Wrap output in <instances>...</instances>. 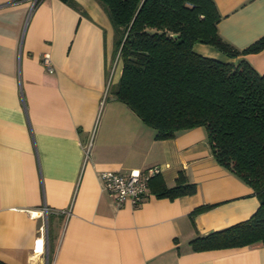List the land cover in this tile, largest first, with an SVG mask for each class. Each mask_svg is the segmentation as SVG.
<instances>
[{"label": "crops", "instance_id": "crops-1", "mask_svg": "<svg viewBox=\"0 0 264 264\" xmlns=\"http://www.w3.org/2000/svg\"><path fill=\"white\" fill-rule=\"evenodd\" d=\"M213 1L223 41L241 50L264 37V0ZM74 2L80 9L60 0H42L33 9L31 0H0V261L264 264L260 243L191 249L193 239L247 220L259 201L216 163L204 128L158 140L108 94L122 69L113 28L96 0ZM193 50L228 60L206 45ZM244 58L264 74V50ZM150 168L168 186L182 172L196 193L171 201L148 192L138 207L116 208L102 190V170ZM199 206L209 208L190 216ZM42 228L41 255L33 250Z\"/></svg>", "mask_w": 264, "mask_h": 264}, {"label": "trees", "instance_id": "trees-1", "mask_svg": "<svg viewBox=\"0 0 264 264\" xmlns=\"http://www.w3.org/2000/svg\"><path fill=\"white\" fill-rule=\"evenodd\" d=\"M60 1L80 9L74 0ZM96 2L113 28V54L122 64L108 94L153 129L158 140L204 128L216 163L246 183L259 201L247 220L193 239L191 249L264 245V74L244 58L264 50V37L241 50L223 41L213 0ZM196 44L228 60L197 54ZM148 187L156 198L171 201L196 193L182 172L171 186L156 174ZM208 208L199 206L190 216Z\"/></svg>", "mask_w": 264, "mask_h": 264}, {"label": "built area", "instance_id": "built-area-1", "mask_svg": "<svg viewBox=\"0 0 264 264\" xmlns=\"http://www.w3.org/2000/svg\"><path fill=\"white\" fill-rule=\"evenodd\" d=\"M31 9L34 8L37 0H31ZM42 64L47 72H53V68L48 55L42 57ZM88 149L86 150V157H88ZM159 173L158 168H150L145 172L134 170L128 174H122L114 170H102L100 172L99 180L102 190L112 200L116 208L128 204L131 207H138L147 198L149 187L148 183L152 176ZM47 208H43L41 214H46ZM66 214L68 213L65 212ZM45 230L42 228L41 237L35 241L34 253L43 254V233ZM39 242L41 245L39 247Z\"/></svg>", "mask_w": 264, "mask_h": 264}, {"label": "bare ground", "instance_id": "bare-ground-1", "mask_svg": "<svg viewBox=\"0 0 264 264\" xmlns=\"http://www.w3.org/2000/svg\"><path fill=\"white\" fill-rule=\"evenodd\" d=\"M39 244H41V242H39Z\"/></svg>", "mask_w": 264, "mask_h": 264}]
</instances>
